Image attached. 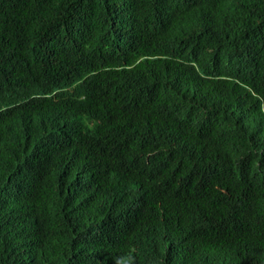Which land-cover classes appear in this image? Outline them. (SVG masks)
Masks as SVG:
<instances>
[{"label": "trees", "instance_id": "trees-1", "mask_svg": "<svg viewBox=\"0 0 264 264\" xmlns=\"http://www.w3.org/2000/svg\"><path fill=\"white\" fill-rule=\"evenodd\" d=\"M0 264H264V0H0Z\"/></svg>", "mask_w": 264, "mask_h": 264}]
</instances>
